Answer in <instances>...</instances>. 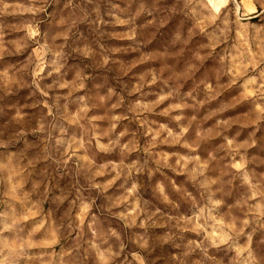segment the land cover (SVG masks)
Segmentation results:
<instances>
[{
  "label": "rangeland",
  "instance_id": "374dc122",
  "mask_svg": "<svg viewBox=\"0 0 264 264\" xmlns=\"http://www.w3.org/2000/svg\"><path fill=\"white\" fill-rule=\"evenodd\" d=\"M0 264H264V0H0Z\"/></svg>",
  "mask_w": 264,
  "mask_h": 264
}]
</instances>
